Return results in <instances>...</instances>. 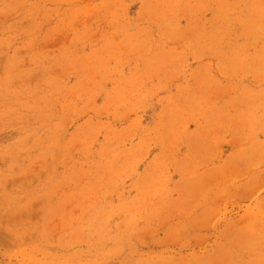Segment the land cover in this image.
<instances>
[{"label": "rangeland", "instance_id": "obj_1", "mask_svg": "<svg viewBox=\"0 0 264 264\" xmlns=\"http://www.w3.org/2000/svg\"><path fill=\"white\" fill-rule=\"evenodd\" d=\"M0 264H264V0H0Z\"/></svg>", "mask_w": 264, "mask_h": 264}]
</instances>
